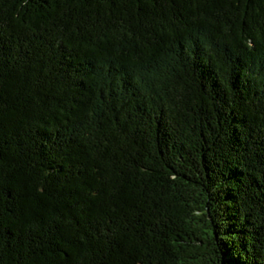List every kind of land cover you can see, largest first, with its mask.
Masks as SVG:
<instances>
[{"label":"trees","instance_id":"16d2710c","mask_svg":"<svg viewBox=\"0 0 264 264\" xmlns=\"http://www.w3.org/2000/svg\"><path fill=\"white\" fill-rule=\"evenodd\" d=\"M0 264H264V0H0Z\"/></svg>","mask_w":264,"mask_h":264}]
</instances>
